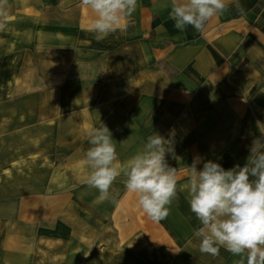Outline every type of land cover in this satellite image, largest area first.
Listing matches in <instances>:
<instances>
[{
	"label": "rangeland",
	"instance_id": "obj_1",
	"mask_svg": "<svg viewBox=\"0 0 264 264\" xmlns=\"http://www.w3.org/2000/svg\"><path fill=\"white\" fill-rule=\"evenodd\" d=\"M83 4L98 0H0V242L3 212L17 232L19 210L36 203L54 235L95 243L102 233L113 248L130 246L115 231L130 233L137 215L156 227L216 224L230 195V138L195 131L177 106L76 98L105 59ZM137 194L153 211L138 213ZM30 214H22L29 238ZM203 247L204 256L222 250ZM162 250L154 245L144 264H171Z\"/></svg>",
	"mask_w": 264,
	"mask_h": 264
},
{
	"label": "crops",
	"instance_id": "obj_2",
	"mask_svg": "<svg viewBox=\"0 0 264 264\" xmlns=\"http://www.w3.org/2000/svg\"><path fill=\"white\" fill-rule=\"evenodd\" d=\"M83 6L84 21L92 22L86 30L98 35L105 59L99 76L87 77L88 91L75 97L177 106L179 120L195 131L229 137L223 152L230 195L219 221L205 230L142 224L137 215L130 233L115 231L130 240L124 249L110 247L102 233L95 243L54 235L51 224L42 225L37 203L33 211L19 210L17 232L4 211L9 224L3 226L0 264H144L154 245L171 264H264V0H98ZM219 122L226 124L221 132ZM207 144L218 147L212 139ZM133 197L138 213L144 212L148 196ZM24 212L34 215L31 238L23 231ZM204 242L222 250L210 248L204 256Z\"/></svg>",
	"mask_w": 264,
	"mask_h": 264
}]
</instances>
